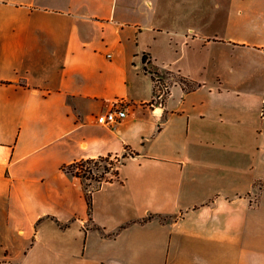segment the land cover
<instances>
[{"label": "crops", "instance_id": "1", "mask_svg": "<svg viewBox=\"0 0 264 264\" xmlns=\"http://www.w3.org/2000/svg\"><path fill=\"white\" fill-rule=\"evenodd\" d=\"M194 2L0 0V264H264V0Z\"/></svg>", "mask_w": 264, "mask_h": 264}, {"label": "trees", "instance_id": "2", "mask_svg": "<svg viewBox=\"0 0 264 264\" xmlns=\"http://www.w3.org/2000/svg\"><path fill=\"white\" fill-rule=\"evenodd\" d=\"M143 61L146 62L145 55L143 56ZM145 71L151 73L152 79L154 80L155 72L147 70ZM110 157H99L97 159H88L82 160L75 163H72L68 166H64L63 170L68 174L79 177L84 183V196L87 203V213L88 216L91 215V192L98 188V186L103 181H108L109 179L105 178V174L109 173L111 169H114L113 176L117 175V168H113L114 163L110 160ZM101 169V172H100ZM94 179L97 182V187L90 192H88V187L91 186L89 183H85V179ZM150 218V217H149ZM148 218V219H149Z\"/></svg>", "mask_w": 264, "mask_h": 264}, {"label": "built area", "instance_id": "3", "mask_svg": "<svg viewBox=\"0 0 264 264\" xmlns=\"http://www.w3.org/2000/svg\"><path fill=\"white\" fill-rule=\"evenodd\" d=\"M155 84V98L161 99L167 90V84L164 82H154ZM126 116V108L124 107L121 101H116L112 104L111 108L105 113H101L96 117L97 123L100 125L113 128L115 127L124 117ZM114 164H118V159L111 158L110 159ZM91 180V178L85 179ZM94 187L97 186H89L88 191H92Z\"/></svg>", "mask_w": 264, "mask_h": 264}, {"label": "rangeland", "instance_id": "4", "mask_svg": "<svg viewBox=\"0 0 264 264\" xmlns=\"http://www.w3.org/2000/svg\"><path fill=\"white\" fill-rule=\"evenodd\" d=\"M197 2H194L196 4V8H199L200 3H201V8L202 10H206L207 12V19H208V26H207V31H215L216 27L220 24L221 22V10L220 8H217L218 6L217 0H196ZM217 3V4H216ZM173 47H176L178 49V45L173 43ZM164 78L170 79L168 75H164ZM117 164L115 163L113 168H115ZM115 170L111 169L109 173L105 174V178L107 179H112L114 178L113 172ZM101 172V169H100ZM85 183H89L91 186H97V182L94 179L91 180H86Z\"/></svg>", "mask_w": 264, "mask_h": 264}]
</instances>
